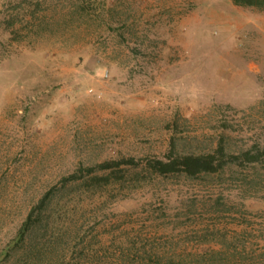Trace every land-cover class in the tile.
I'll return each instance as SVG.
<instances>
[{"label": "rangeland", "instance_id": "obj_1", "mask_svg": "<svg viewBox=\"0 0 264 264\" xmlns=\"http://www.w3.org/2000/svg\"><path fill=\"white\" fill-rule=\"evenodd\" d=\"M263 141L264 11L0 0V264H264V155L146 166Z\"/></svg>", "mask_w": 264, "mask_h": 264}, {"label": "trees", "instance_id": "obj_2", "mask_svg": "<svg viewBox=\"0 0 264 264\" xmlns=\"http://www.w3.org/2000/svg\"><path fill=\"white\" fill-rule=\"evenodd\" d=\"M232 3L236 6H245V7H256L261 11H264L263 2L264 0H231ZM255 149H261V153ZM255 152V153H254ZM261 155H264V141L261 145H256L253 148L245 151H241L237 155H229L226 154L219 144L218 147L209 154H184L178 155L169 153L165 156L164 160L153 159L146 162V166L153 173L157 175H168V174H183L186 177L194 178L202 173H213L217 170L221 169L225 164H234L238 162L240 159L245 160L246 162L252 163L259 161ZM133 160H121L116 164H133ZM97 168L101 170L109 169L108 163H102L97 166ZM87 171L91 172L92 169H87ZM68 181L78 180L76 174H71L66 178ZM43 199L40 201V205L42 204ZM33 212V210H32ZM32 212L29 213L28 217L22 224V227L18 233V240L23 237V234L27 228H29V220L32 215ZM13 242L12 244H14Z\"/></svg>", "mask_w": 264, "mask_h": 264}]
</instances>
